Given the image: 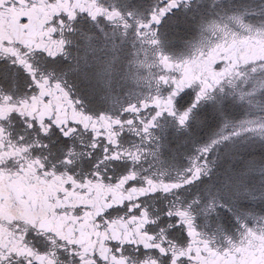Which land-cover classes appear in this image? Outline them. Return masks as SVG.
<instances>
[{
    "label": "snow or ice",
    "instance_id": "obj_1",
    "mask_svg": "<svg viewBox=\"0 0 264 264\" xmlns=\"http://www.w3.org/2000/svg\"><path fill=\"white\" fill-rule=\"evenodd\" d=\"M12 5L19 7V0H0V11ZM95 5L94 14L57 17L55 51L37 49L41 57L35 64L8 65L20 69L12 73L13 86L21 75L28 93L54 85L89 120L107 121L119 135L125 126L132 128L141 140L137 158L151 145L150 155L161 163L170 129L190 134L194 125L204 124L207 112L213 113L218 135L194 145L176 179H167L166 172L144 177L145 185L158 184L156 191L173 197L163 215L180 243L162 251L161 258L165 264H264V161L237 172L231 156L236 141L264 142V56L231 54L219 31L222 0H155L146 8L133 0L103 5L95 0ZM242 14L257 18V35L264 32V0H253ZM178 16L182 27H175ZM205 63L210 72L200 70ZM45 123L49 129L41 135L55 131L65 142L78 130L72 121ZM96 139L90 141L93 151L100 148ZM102 151L104 158L117 160L131 155L118 138ZM249 176L258 179L249 183ZM201 218L210 234L201 230ZM250 248L258 249L251 261L244 256ZM0 264H12V255L0 251Z\"/></svg>",
    "mask_w": 264,
    "mask_h": 264
},
{
    "label": "flooded vegetation",
    "instance_id": "obj_2",
    "mask_svg": "<svg viewBox=\"0 0 264 264\" xmlns=\"http://www.w3.org/2000/svg\"><path fill=\"white\" fill-rule=\"evenodd\" d=\"M97 10L95 0H19V7L0 11V251L12 255V264L28 258L33 264H165L162 251L180 243L163 215L173 197L156 191L158 184L145 185L144 177L166 172L167 179H176L188 163L184 157L193 155L208 133L195 125L190 134L170 129L166 142L191 140L193 146L175 164L164 165L150 155L151 145L137 158L141 140L132 128L125 126L119 135L107 121L89 120L54 85L28 93L21 75L13 86L12 73L20 69L8 65L35 64L41 57L37 49L58 48L57 17ZM227 39L233 56L254 59L263 52L257 38ZM200 70L210 72L211 66L205 63ZM49 120L57 126L72 121L78 130L67 142L55 131L41 135ZM94 137L100 144L95 151ZM117 138L131 155L104 158L105 144ZM200 228L211 233L203 218ZM257 251L248 249L245 259L255 260Z\"/></svg>",
    "mask_w": 264,
    "mask_h": 264
},
{
    "label": "rangeland",
    "instance_id": "obj_3",
    "mask_svg": "<svg viewBox=\"0 0 264 264\" xmlns=\"http://www.w3.org/2000/svg\"><path fill=\"white\" fill-rule=\"evenodd\" d=\"M155 0H133V3L146 8L150 4L154 3ZM211 3V0H208ZM253 0H222V5L225 10L220 12L222 20L219 22L224 26L219 31L223 36L228 37L232 34L246 35L249 37L257 38L260 41V48H262L261 56H264V32L257 35L260 31L257 29V18L253 16H243V8L245 6H250ZM180 23L175 25V27L183 26L182 16H178ZM238 115V114H237ZM201 133L207 134L204 143L209 142L214 136L218 135L219 121L215 115L211 112H207L204 117V124L200 126ZM188 140V143H176V142H166L168 144V149L165 150L164 156L162 157V164H175L179 158H182L187 152L192 148L193 143ZM198 145V144H197ZM237 151L231 153L234 159L233 168L237 172H242L249 165V162H254L259 164L264 161V142L259 140L250 141L248 144H243L240 141H236ZM226 148L228 146H225ZM224 149H221V154L224 155ZM238 157H243L239 159ZM161 163V162H160ZM258 179L254 176H249V183H252Z\"/></svg>",
    "mask_w": 264,
    "mask_h": 264
}]
</instances>
